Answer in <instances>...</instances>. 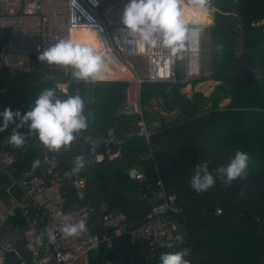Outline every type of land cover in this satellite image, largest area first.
I'll list each match as a JSON object with an SVG mask.
<instances>
[{
    "label": "trees",
    "instance_id": "obj_1",
    "mask_svg": "<svg viewBox=\"0 0 264 264\" xmlns=\"http://www.w3.org/2000/svg\"><path fill=\"white\" fill-rule=\"evenodd\" d=\"M214 3L217 11L208 27L209 68L210 76L220 82L209 95L183 92L186 82L179 72L176 82H145L141 88L144 118L149 124L156 119L161 122L148 141L131 134L122 146L120 159L104 157L96 161L77 140L58 153L57 172L65 181L86 178L83 198L78 199L74 188H66L68 202L88 204L90 230L111 236L108 245L103 242L98 250L88 253V264L120 259L124 264H160L161 253L184 250L161 249L153 259L146 260L142 241L131 243L127 236H113L111 228L104 224L109 212L121 211L136 226L154 203L139 198L137 183L124 172L129 167L149 177L158 172L165 192L175 195V205L180 211L172 212L171 217L187 231L181 247L188 248L185 259L191 264H264V0H214ZM81 31L84 29L72 32L70 39L90 45ZM8 33L9 28H0V113L5 107L21 114L31 110L36 96L44 89H55L60 98H65L55 87L56 80L61 78L59 72H54L48 63L33 60L29 72L2 64ZM247 62L248 67L235 69L232 77L212 71L214 65ZM61 69L69 67L61 65ZM116 75L108 69L98 77ZM196 81L192 80V84ZM125 85L118 78L99 79L95 84L72 81L68 85L70 95L77 91L84 100L86 131L96 135L112 127L121 136L134 130L138 116L120 112ZM157 100L168 116L148 108ZM223 100L228 102L221 105ZM13 127L10 124L6 131L0 132V138ZM20 130L31 147L11 173L0 170V198L4 202L11 178L21 169L31 167L34 159H40L37 134H29L28 127ZM237 150L249 156L246 176L231 185L216 177L214 186L201 193L190 187L197 163L208 161L209 171L215 176L214 170L227 165ZM78 155L85 157L84 169L71 177L65 176ZM14 190L19 193V189ZM4 226V235L12 237L15 249L26 258L27 252L18 249L19 243L23 245L21 234L26 227L20 212L8 216Z\"/></svg>",
    "mask_w": 264,
    "mask_h": 264
},
{
    "label": "built area",
    "instance_id": "obj_2",
    "mask_svg": "<svg viewBox=\"0 0 264 264\" xmlns=\"http://www.w3.org/2000/svg\"><path fill=\"white\" fill-rule=\"evenodd\" d=\"M127 2L128 0H75L73 7V0H0V28H9L2 54L4 66L29 72L33 67V60L39 61L38 54L48 46L59 39L70 38L72 31L87 29L94 38L95 46L107 53L105 63L117 73L114 77L125 82V100L120 112L138 116L134 130L130 134L118 136L109 127L101 134L94 135L81 130L76 136L75 140L81 141L87 147L88 154L96 161L104 157L120 159L122 146L128 136L136 134L148 141L149 136L161 127L159 120H153L149 124L144 118L141 106L143 83L176 82L179 72L186 85L197 80L193 84L197 86L196 91L209 95L220 82L210 76V68H203V30L196 50L186 51L181 58L172 57L169 50L161 46L141 52L139 37L130 36L127 30L122 31L124 26L121 17ZM182 4L192 6L189 0H182ZM216 11L214 0H210L207 21L186 23L189 27H209ZM72 73L71 67L60 70L61 78L56 80L55 87L60 90L64 86L68 87L72 81L95 84L96 80L110 78L79 80ZM75 95H78L77 91ZM10 133L8 131L0 138V170L6 173H11L15 164L23 161L24 153L31 147L30 142L20 148L13 146L7 140ZM37 144L41 161L39 168H23L17 176L11 178L6 187L8 205L4 211L0 210V229L8 216L14 215L16 211L20 212L26 224L21 239L28 256L23 257L15 249L14 243L3 236L0 237V257L4 251L14 249L22 257L20 264H88V253L98 250L103 242L108 245L111 236L98 235L90 230L88 219L91 207L88 204L68 202L66 188H74L78 199H81L86 178L76 177L65 181L57 172L60 151H50L39 140ZM124 172L137 183L139 198L154 203L145 219L136 226L129 223L121 211L109 212L104 218V224L111 228L112 235L127 236L131 243L142 241L146 260L153 259L161 249L188 250L181 247L187 237L185 227L171 217V213L180 211V208L175 205V195L165 192L158 172L154 177H149L134 167L126 168ZM158 181L160 182L157 183ZM15 188L19 189L18 194H15ZM85 214V231L78 236L62 234L60 229L65 215L71 217V222H76ZM49 229L55 233L54 242H50L47 236ZM0 264L4 263L0 261ZM102 264L124 262L121 259L105 260Z\"/></svg>",
    "mask_w": 264,
    "mask_h": 264
},
{
    "label": "clouds",
    "instance_id": "obj_3",
    "mask_svg": "<svg viewBox=\"0 0 264 264\" xmlns=\"http://www.w3.org/2000/svg\"><path fill=\"white\" fill-rule=\"evenodd\" d=\"M195 12L201 17L208 13L210 0H189ZM182 0H128L122 13L123 29L133 37H139L141 52L145 49H155L161 46L169 50L172 57L181 58L188 51H195L202 27H189L185 22L181 9ZM75 0H73V7ZM75 24V20L73 21ZM107 53L98 47L88 44L74 43L70 38L59 39L38 54V60L48 64L62 65L73 69V76L79 80L94 79L108 70L105 63ZM65 98H60L55 89H44L36 96L31 110L21 114L19 110L5 107L0 113L2 123L0 132L6 131L10 124L14 125L7 140L13 146L20 148L26 144V135L20 130L26 125L29 134L36 133L38 139L50 151L59 152L63 147L67 150L81 130L88 127L84 115V100L79 95H70L67 86L60 89ZM17 121H19L17 123ZM249 156L246 152L237 150L227 165L218 166L215 176L209 171L208 161L194 166L190 179V187L197 193L207 191L214 186L216 177L225 185L246 176ZM85 157L78 155L74 166L65 176L71 177L85 167ZM40 159H34L31 167L40 166ZM158 181L157 183H159ZM64 224L60 231L64 236H78L86 230L87 214L76 222L71 217H63ZM47 236L50 242L56 239L55 233L49 229ZM186 250L161 253L160 264H191L185 259Z\"/></svg>",
    "mask_w": 264,
    "mask_h": 264
},
{
    "label": "rangeland",
    "instance_id": "obj_4",
    "mask_svg": "<svg viewBox=\"0 0 264 264\" xmlns=\"http://www.w3.org/2000/svg\"><path fill=\"white\" fill-rule=\"evenodd\" d=\"M81 35L88 39L91 46L94 45L93 44V36H92L90 31H87V30L81 31ZM208 48H209V31H208V27L204 26V28H203V39H202V60H203V68H205V69L209 68V51H208ZM48 66H50L51 69L58 70V71L61 69V65L49 64ZM196 90H198L197 86H195L193 84H191V85L188 84L182 88V91L185 92L187 95H191V93L193 91H196ZM206 94L208 95V93H206ZM227 102H228V100H223L221 102V105H225ZM161 106H162L161 101L157 100V101H152L151 106H149L148 108L150 110H153V111H159V112L163 113L165 116H168L167 112L162 111L160 109ZM4 209H2V210H4ZM3 232H4V228H1L0 234H2ZM9 235H11V234H9ZM18 249L20 251L25 250L21 243L18 244Z\"/></svg>",
    "mask_w": 264,
    "mask_h": 264
},
{
    "label": "water",
    "instance_id": "obj_5",
    "mask_svg": "<svg viewBox=\"0 0 264 264\" xmlns=\"http://www.w3.org/2000/svg\"><path fill=\"white\" fill-rule=\"evenodd\" d=\"M249 62L246 64H234L227 63L222 65H214L212 67L213 73H223L229 77L233 76V71L237 68H246L248 67ZM0 261L4 264H20L22 261V257L17 253L16 250H8L4 251L3 255L0 257Z\"/></svg>",
    "mask_w": 264,
    "mask_h": 264
},
{
    "label": "bare ground",
    "instance_id": "obj_6",
    "mask_svg": "<svg viewBox=\"0 0 264 264\" xmlns=\"http://www.w3.org/2000/svg\"><path fill=\"white\" fill-rule=\"evenodd\" d=\"M181 9L183 11L185 22L202 21V20L207 21L208 20L206 17V14L201 17L200 15H198L195 12L194 8L188 4H182ZM78 30H81V29H78ZM84 30H87V29H84ZM75 31H77V30H75ZM87 31H89V30H87ZM72 32H74V31H72ZM70 38H71V36H70ZM93 44H94L93 46L96 47L95 42H94V38H93ZM108 69L115 72L113 69H111L109 67H108Z\"/></svg>",
    "mask_w": 264,
    "mask_h": 264
},
{
    "label": "crops",
    "instance_id": "obj_7",
    "mask_svg": "<svg viewBox=\"0 0 264 264\" xmlns=\"http://www.w3.org/2000/svg\"><path fill=\"white\" fill-rule=\"evenodd\" d=\"M60 70H63V69H60ZM60 70L58 71V70H54V72L56 71H58V72H60ZM112 77H114V76H110V78H112ZM110 78H107V79H110ZM114 78H116V77H114ZM8 201V200H7ZM7 205H8V202H4L1 198H0V210H2V209H6V207H7ZM2 208V209H1ZM4 209V210H5ZM4 210H2V211H4ZM2 228H4V232L2 233V234H0V237H3V236H6V235H4V233H5V226H3ZM6 237H8L10 240H12V237L11 236H6ZM13 241V240H12ZM20 253V252H19Z\"/></svg>",
    "mask_w": 264,
    "mask_h": 264
}]
</instances>
